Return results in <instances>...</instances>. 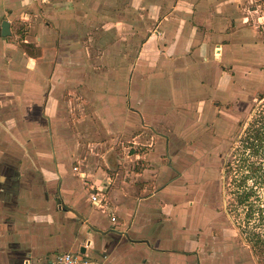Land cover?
<instances>
[{
    "label": "crops",
    "instance_id": "obj_1",
    "mask_svg": "<svg viewBox=\"0 0 264 264\" xmlns=\"http://www.w3.org/2000/svg\"><path fill=\"white\" fill-rule=\"evenodd\" d=\"M3 1L8 5L19 2ZM181 1H195L193 26L190 25L192 17L184 12L176 14L179 21L175 28V11L170 12L161 22L167 26L168 40L158 43L156 38L153 48H147V41L133 59L130 119L136 130L152 134L151 143L147 145L151 147L150 154L131 158L142 165L138 168L141 171L120 169L110 175L102 171V178L91 180L93 183L87 188L83 182L67 175L77 170L80 172L76 175L83 178L89 175L86 171L72 165L63 169L58 163L54 171L48 172L51 176L43 178L47 184L43 181L42 189L32 175L35 172L22 168V163L26 162L22 156L1 154L0 264H23L26 260L31 264H44L58 254L75 251L79 240L91 241L93 251L88 257L95 264H259L251 247L221 217L222 206L216 204L209 147L217 139L214 133L223 130V125L225 128L229 125L228 106L234 98L249 94L244 86L257 84L260 78L264 82V32L250 23L235 0ZM41 14L57 23L61 13L46 12L44 8ZM51 29L50 26L41 28L40 44L47 39H58L59 33H49ZM172 34L176 35V41H173L174 36L171 38ZM191 36L193 49L189 47ZM14 53L0 50V62ZM25 54L35 63L40 60L26 50ZM153 55L156 58L151 59ZM72 56L78 65L83 66L87 61L75 53ZM17 59L18 68L27 62L26 58ZM20 71V74L13 72L11 77L22 80L9 83L5 81L7 72L0 68L2 85L29 88V93L23 91L22 97L14 93L15 101L21 97L19 112L25 115L29 109L25 107L26 101L33 102L35 114H41L52 128L51 115L56 110L68 111L70 102L62 103L59 94L54 89L49 90L50 86L46 91L41 89L43 66L33 74L24 69ZM60 73L62 79L69 76L65 70ZM146 75V80H154L156 92L153 90V94L145 97L138 85ZM161 83L168 88V94L157 91ZM6 95L9 94L0 92V148L10 147L18 153V144L23 145L25 133L12 126V120L5 116L3 96ZM99 97L93 99L97 102L100 99L103 105L104 97ZM105 109L102 107L104 112ZM120 111L117 107L114 114L122 124ZM183 113L186 117L179 119ZM40 120L39 117L32 124L35 131L41 130ZM17 161L19 167L10 164ZM69 161L72 163V157ZM55 177L59 187L57 182H52ZM76 181L83 185L85 199L75 198L73 184ZM96 190L105 193L104 210L93 208L90 197ZM59 203L63 206L61 209ZM70 209L84 220L76 216L79 221L74 218L64 221L61 214L70 213ZM67 229H71L70 242L64 236ZM39 233H44L49 240L56 239V245L39 253Z\"/></svg>",
    "mask_w": 264,
    "mask_h": 264
},
{
    "label": "rangeland",
    "instance_id": "obj_2",
    "mask_svg": "<svg viewBox=\"0 0 264 264\" xmlns=\"http://www.w3.org/2000/svg\"><path fill=\"white\" fill-rule=\"evenodd\" d=\"M215 3L216 1L212 4ZM235 3L242 6L241 9L248 15L250 23L264 32V0H235ZM195 6V1L185 3L181 0H19L16 5H8L0 0V34L1 24L5 20L10 22L12 32L7 38L0 37V50L15 52L0 62V68L8 73L5 81L8 80L9 83L12 80L20 81L22 79L11 77L13 72L20 74L22 72L20 70L24 69L27 73L33 74L38 67L43 66L45 71L41 76V89L46 91L50 86L49 90L54 89L62 103L70 102L68 111L56 110V113L51 115L53 127L49 128L48 121L46 122L41 114H35L33 102L27 100L26 106L24 104L30 109H27L25 115L19 112L18 108L21 107L19 98L21 99L23 91L28 92L29 88L18 89L11 84H5L4 88L1 79L0 92L9 94L3 96L5 116L12 120L10 121L12 126L25 133V141L22 146L18 144V153L10 147L2 146L0 155L11 153L22 156L26 161L22 163V168L35 172L32 175L41 183L42 189L43 178L51 176L48 172L54 171L58 163L63 169H66V165H72L86 171L90 176L83 178L81 175L77 176L76 174L80 172L77 170L67 175L70 174L74 179L83 182L87 188L93 183L91 180H95L96 177L102 178V171L109 175L120 169L140 172L138 168L142 165L131 161V158L150 154L151 147L147 145L151 143L152 134H145L142 129L136 130L134 121L130 119L133 59L135 55L140 54L142 46L147 41V48L150 46L153 48L157 42L156 38L158 43L168 40L167 26L161 25V22L170 12L175 11L173 15L176 18L175 28L179 21L176 16L184 12H188L192 17L190 25L193 26L192 11ZM44 8L46 12L57 10L61 13L57 23L41 14ZM47 26L52 27L49 33L53 31L59 33L58 39H55L56 41L47 39L45 43L40 44L41 28ZM173 36L172 34L171 38ZM176 39L175 35L173 41ZM192 39L193 36L189 47L192 46L193 49ZM25 50L40 60L37 63L29 60ZM73 53L78 58L87 60L83 66L78 65L76 58L72 56ZM150 57L156 58L155 55ZM17 58L20 60L26 58L27 62L18 68ZM62 70L67 74L69 72L67 79H62L60 73ZM146 78L147 75L143 80L145 82L141 80L139 81L141 84L138 85L139 92L145 97L153 94V90L156 92L154 80ZM263 85L264 82L260 78L257 84L249 83L250 87L244 86V89L248 88L249 94L242 93L241 96L234 98L233 103L228 106L229 125L227 128L223 125V130L218 127L221 131L214 133V138L217 139L209 147L212 181L217 193L216 204L222 206L221 217L225 222H229L239 238L251 247L259 264H264ZM157 91L163 95L168 94V88L162 83L158 85ZM15 92L17 96H21L16 101ZM98 95L99 98L104 97L103 105L100 99L98 102L97 99H93ZM11 100L16 103H12ZM102 107L106 108L105 112ZM117 107L121 110L122 124H119L120 121L114 114ZM39 117L42 128L35 131L32 124L37 122ZM185 117L186 113H183L179 119ZM140 124L139 121V126ZM256 130H260L263 137L262 147L258 152L253 149L260 144L254 136ZM51 139H54V142ZM70 154L72 163H69ZM18 162L10 164L18 166ZM252 166L259 168L255 175L251 172ZM53 181L58 185L56 177ZM73 187L75 198L87 197L82 184L76 181ZM249 193L252 195L247 202H243ZM45 195L48 197L49 193L46 192ZM61 217L66 222L73 218L79 221L72 212L61 214ZM78 226L75 229L80 233ZM67 231L64 236L70 242L71 229ZM39 236L37 240L39 253L44 252L47 247L56 245V239L49 240L44 233H39ZM78 245L74 253L80 246L87 247V242L79 240Z\"/></svg>",
    "mask_w": 264,
    "mask_h": 264
},
{
    "label": "built area",
    "instance_id": "obj_3",
    "mask_svg": "<svg viewBox=\"0 0 264 264\" xmlns=\"http://www.w3.org/2000/svg\"><path fill=\"white\" fill-rule=\"evenodd\" d=\"M259 23L263 24V22H259ZM90 199L93 208L95 210L99 211L105 209L104 207L106 204V196L104 191L96 190V192H92ZM113 220H115V218H113ZM85 263L86 262H83L78 254H74V253L58 254L52 259V264H85Z\"/></svg>",
    "mask_w": 264,
    "mask_h": 264
},
{
    "label": "water",
    "instance_id": "obj_4",
    "mask_svg": "<svg viewBox=\"0 0 264 264\" xmlns=\"http://www.w3.org/2000/svg\"><path fill=\"white\" fill-rule=\"evenodd\" d=\"M12 32H11V24L9 21L5 20L2 22L1 24V37L3 38H7L9 36H11ZM63 206L60 205L59 208L61 209ZM71 212H73L76 216H78L79 218H81L82 220H84L83 216L80 215L77 211L70 209ZM87 242V247L85 246H80L79 249L77 250L76 253L74 254H78L81 257V260L83 262H86L85 264H95V262H92V260H90V257H88L89 252L93 251V246L91 244L90 240H86ZM92 253V252H91ZM90 256V254H89ZM23 264H31L30 260H26ZM44 264H52V260H46V263Z\"/></svg>",
    "mask_w": 264,
    "mask_h": 264
},
{
    "label": "trees",
    "instance_id": "obj_5",
    "mask_svg": "<svg viewBox=\"0 0 264 264\" xmlns=\"http://www.w3.org/2000/svg\"><path fill=\"white\" fill-rule=\"evenodd\" d=\"M254 136H255V138L257 139V140H256L257 143H258V142L260 143V144H259L260 146L257 145V146H255V147H253L254 151L256 150V152H258V151H259V148L262 147L261 144L263 143V137H262L261 131H260V130H256ZM257 148H258V149H257ZM250 169H251V172H252L253 175H255V174L258 172V170H259V168L255 167V166L250 167ZM262 184L264 185V179H263V181H262ZM251 195H252V193L247 194V196H245L243 202H244V201L247 202V201H248L247 199H249Z\"/></svg>",
    "mask_w": 264,
    "mask_h": 264
}]
</instances>
